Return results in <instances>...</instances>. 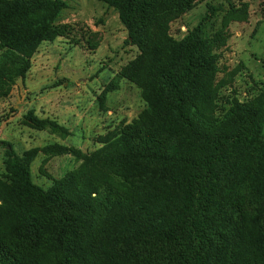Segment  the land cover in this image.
<instances>
[{
    "label": "trees",
    "instance_id": "16d2710c",
    "mask_svg": "<svg viewBox=\"0 0 264 264\" xmlns=\"http://www.w3.org/2000/svg\"><path fill=\"white\" fill-rule=\"evenodd\" d=\"M102 1L119 9L141 48L123 72L141 87L149 109L102 137L97 174L72 172L48 190L31 178L38 153H84L50 143L20 155L8 146L0 176V263L264 264V102L236 99L217 115L220 90L237 71L218 80L215 50L227 44L231 22L249 19V4L221 12L212 6V16H222L213 35L208 12L175 40L167 3L185 10L194 0ZM66 6L65 0H0V98L26 76L40 44L60 35L55 20ZM23 122L69 134L31 111ZM104 191L118 229L100 245L92 194Z\"/></svg>",
    "mask_w": 264,
    "mask_h": 264
},
{
    "label": "rangeland",
    "instance_id": "374dc122",
    "mask_svg": "<svg viewBox=\"0 0 264 264\" xmlns=\"http://www.w3.org/2000/svg\"><path fill=\"white\" fill-rule=\"evenodd\" d=\"M65 1L67 6L55 20L60 35L40 44L26 76L15 82L8 97L0 98V176L6 174L9 145L22 155L34 147L60 143L85 155L49 156L40 151L31 163V178L44 190L53 185L54 179L72 172L97 174L95 154L103 146L102 137L132 123L149 109L141 87L123 72L140 56L141 48L133 42L132 31L119 9L102 0ZM242 1L249 4V19L231 22L227 44L215 50L218 80L228 79V73L237 71L220 90L217 115L221 117L236 99L242 103L264 102V0H194L185 10L174 9V1L167 3L168 35L180 40L208 12L213 15L212 6L221 12ZM221 18L212 16L205 21L209 35L221 27ZM30 111L56 120L69 134L26 125L23 116ZM92 196L98 206L94 242L102 245L118 229L115 213L108 191Z\"/></svg>",
    "mask_w": 264,
    "mask_h": 264
}]
</instances>
